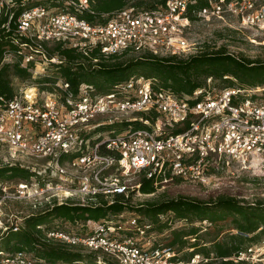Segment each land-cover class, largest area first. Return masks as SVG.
Returning <instances> with one entry per match:
<instances>
[{"label": "built area", "instance_id": "2783aa9c", "mask_svg": "<svg viewBox=\"0 0 264 264\" xmlns=\"http://www.w3.org/2000/svg\"><path fill=\"white\" fill-rule=\"evenodd\" d=\"M70 4L80 13L91 11L89 0ZM14 5L15 0H0V14ZM211 20L264 31V0H167L154 10L125 8L104 23L42 5L25 10L12 36L18 48L7 50L4 61L33 63V77L11 98L0 95V153L7 149L13 158H33L45 165L38 171L31 168L35 175L13 186L0 182V208L8 198H45L50 205L112 204L139 191L140 184L133 180L139 174L156 184L177 178L206 186L220 166L247 169L264 163V99L252 94L259 88L216 89L215 78L208 77L193 93L179 95L155 88L151 79L132 77L98 94L87 84L75 92L62 78L36 82L44 75L37 71L38 64L62 62L47 53L46 43L85 52L99 46L105 56L128 52L187 58L202 48L190 42L193 24ZM105 115V121L94 123ZM136 122L143 125L137 127ZM105 125L116 126L97 131ZM177 128L182 131L176 133ZM116 216L121 219L95 221L87 234L47 231L49 240L93 256L54 264H187L175 259L172 246L144 241L154 239L151 223L136 216L124 220V213ZM202 260L195 254L190 263ZM0 264L52 263L18 251L0 252Z\"/></svg>", "mask_w": 264, "mask_h": 264}, {"label": "trees", "instance_id": "16d2710c", "mask_svg": "<svg viewBox=\"0 0 264 264\" xmlns=\"http://www.w3.org/2000/svg\"><path fill=\"white\" fill-rule=\"evenodd\" d=\"M71 1L76 0L51 2L50 0H15L13 7L1 12L0 95L11 98L15 94L17 87L14 78L32 81L33 63L22 66L20 60L12 63L4 61L7 50L18 48L12 36L17 27V20L25 10L39 5L48 9L55 7L59 12L78 13L80 17L89 21L104 23L125 8L133 7L135 11L140 12L158 9L167 3V0H89L91 11L80 13L73 4H70ZM48 2L50 4H47ZM203 5L200 3L199 7ZM22 39L27 41L25 37ZM45 48L50 56L56 55L62 62L52 63L56 73L39 77L36 82H55L62 78L70 83L75 92L82 84H87L93 86L96 93L104 94L110 92L116 84L132 77L151 79L155 88L169 89L179 95L193 93L205 84L208 77L226 79L228 83L225 87L264 88V61L236 56L224 47L215 50L202 49L187 58L178 56L161 58L146 53L129 60H121L122 55L128 52L105 56L99 46L85 52L54 42L46 43ZM142 125L141 122H136L137 127ZM114 126L116 125H107L110 128ZM181 131L182 128L175 130L176 133ZM34 175L35 172L31 168L20 164L0 165V180H28ZM135 183L140 184L138 190L141 193L152 194L164 182L156 184L155 179L139 174ZM128 200L129 196L124 195L118 197V200L112 204L55 203L43 212L27 216L18 230H14V226H9L0 236V252L27 251L52 264L92 259V255L84 254L78 248L49 240L46 232L53 228L50 223L62 220L74 224H86L88 221L107 220L110 216L124 213L129 208L146 218L142 220L141 216H136L140 221L152 224L153 238L157 227L163 230L171 224L162 223L163 216L173 213L178 221H185L186 226L171 231L167 245L174 249L176 247L184 249L188 246L193 248L189 256L184 258L187 259V264H251L250 261L240 257L243 253L251 252L253 246L264 242V202L261 201L246 202L229 193L215 194V192L211 193L207 200L180 196L138 207H130ZM203 222H208L210 228L203 227ZM195 254H200L203 260L199 263H190ZM175 259L180 260L177 257Z\"/></svg>", "mask_w": 264, "mask_h": 264}, {"label": "rangeland", "instance_id": "374dc122", "mask_svg": "<svg viewBox=\"0 0 264 264\" xmlns=\"http://www.w3.org/2000/svg\"><path fill=\"white\" fill-rule=\"evenodd\" d=\"M52 0H50L51 2ZM47 4H50L49 2ZM51 6V5H50ZM50 11L59 12L58 8L51 7ZM190 42H195L197 46H201V50H215L220 47H224L228 52L243 58H249L252 60L264 61V31H258L255 29L240 27L237 23L229 20H211L209 22H195L193 28L189 33ZM138 54L127 53L123 54L121 60H129ZM38 58V57H37ZM38 72H42L44 76L46 74H54L56 70L52 68V65L38 64L36 67ZM16 87H24L29 84V81H22L20 79H13ZM226 79L215 78L212 86L216 89L223 88L227 85ZM32 84V83H31ZM35 84V82L33 83ZM45 86V85H43ZM41 88V86H38ZM47 87V86H45ZM51 87H49L50 89ZM47 89V90H49ZM256 92L252 93L258 99H264V89L259 88ZM107 115L98 116L94 123L105 121ZM112 128V127H111ZM110 129L107 125L97 129V131H103ZM7 162H17L24 166L38 171L44 169L45 162L33 158L27 157H15L13 158L9 151L3 150L0 153V165L7 164ZM133 180H137L139 175L133 176ZM17 180H0L1 183H10L9 186H13ZM13 190V187H12ZM215 194L229 193L235 195L246 202H264V163L255 162L252 167L242 169L237 165L231 164L230 166H220L217 170L215 178H212L210 184L202 186L190 181H182L177 178L169 180L163 183L155 193L144 194L140 191H132L129 194V206L138 207L141 205L146 206L152 202H160L163 200L173 199L180 196H188L191 198H199L207 200L211 193ZM76 203L75 201H70ZM34 204L37 206L35 207ZM52 207L46 199H7L0 208V236L1 234L13 224L21 226L24 219L32 213L43 212ZM134 216H141L137 211H133L131 208L124 211V220H127ZM142 220L146 219L141 216ZM117 216H110L107 220H120ZM101 221V220H100ZM162 223H171L169 227L161 230L159 227L155 229L156 233L154 238H146L144 241L153 244H168L171 238V231L174 228H180L186 226L185 221H178L173 213L167 214L162 217ZM95 221L87 223L88 226L82 223H69L62 220H55L50 223L52 229H60L71 233L87 234L91 231V226ZM161 223V224H162ZM200 224V223H198ZM203 227L210 228L208 222H203ZM205 229H203L204 231ZM129 231H126L127 233ZM193 242V239H191ZM177 258L186 262L184 259L189 256V252L193 250L191 247L181 249L175 248ZM242 258L250 261L251 264L262 263L264 264V242L253 246V250L249 253L242 254Z\"/></svg>", "mask_w": 264, "mask_h": 264}]
</instances>
